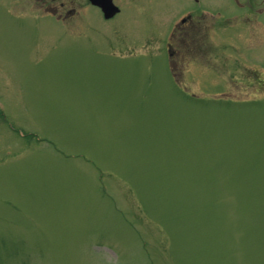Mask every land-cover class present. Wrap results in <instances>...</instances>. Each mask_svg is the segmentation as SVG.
I'll use <instances>...</instances> for the list:
<instances>
[{"label": "rangeland", "instance_id": "1", "mask_svg": "<svg viewBox=\"0 0 264 264\" xmlns=\"http://www.w3.org/2000/svg\"><path fill=\"white\" fill-rule=\"evenodd\" d=\"M216 1L178 87L159 0L83 39L0 0V264H264V0Z\"/></svg>", "mask_w": 264, "mask_h": 264}, {"label": "flooded vegetation", "instance_id": "2", "mask_svg": "<svg viewBox=\"0 0 264 264\" xmlns=\"http://www.w3.org/2000/svg\"><path fill=\"white\" fill-rule=\"evenodd\" d=\"M14 4H22L29 9L35 6L43 9L50 19H57L66 25L73 35L83 39L84 36L89 38L91 31L97 26V21L101 23L104 20L107 23L114 24L116 19L122 14L128 18V14L135 11V0H106L108 5H115L119 8V13L110 19H106L100 6L94 5L91 0H10ZM162 2L161 14L163 16L162 28L170 25L168 35L162 41L163 52L171 53L174 60H186L192 58L196 41L209 42L214 38L211 31L214 30V23L211 22L212 15L210 8L216 0H186L191 8L187 7L184 0H159ZM238 5L242 6L241 0H235ZM217 2V1H216ZM230 5L232 2L229 0ZM248 6H253V1L248 0ZM225 9L228 8L224 5ZM175 11V12H173ZM171 15L170 22H167L168 16ZM214 17V15H213ZM231 21V17L226 16V22ZM167 24H166V23ZM213 23V24H212ZM112 36L117 37L115 31L116 25H112ZM262 27V26H261ZM198 30L195 32V30ZM167 31V30H166ZM164 33V32H163ZM85 38V39H86Z\"/></svg>", "mask_w": 264, "mask_h": 264}, {"label": "water", "instance_id": "3", "mask_svg": "<svg viewBox=\"0 0 264 264\" xmlns=\"http://www.w3.org/2000/svg\"><path fill=\"white\" fill-rule=\"evenodd\" d=\"M96 1H97V0H95L94 2H95V3H98V2H96ZM103 1L106 2V0H103ZM98 4H99V3H98ZM112 10H113V9H112Z\"/></svg>", "mask_w": 264, "mask_h": 264}]
</instances>
